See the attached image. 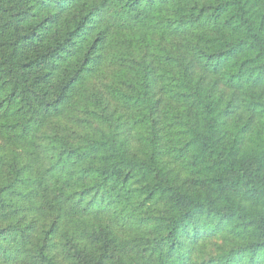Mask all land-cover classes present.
<instances>
[{
	"label": "trees",
	"instance_id": "obj_1",
	"mask_svg": "<svg viewBox=\"0 0 264 264\" xmlns=\"http://www.w3.org/2000/svg\"><path fill=\"white\" fill-rule=\"evenodd\" d=\"M0 264H264V0H0Z\"/></svg>",
	"mask_w": 264,
	"mask_h": 264
}]
</instances>
